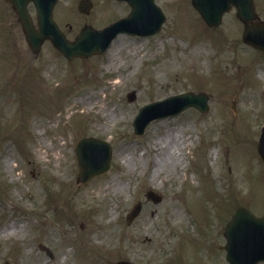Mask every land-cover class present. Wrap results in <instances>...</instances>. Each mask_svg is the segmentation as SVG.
I'll use <instances>...</instances> for the list:
<instances>
[{"label":"rangeland","instance_id":"1","mask_svg":"<svg viewBox=\"0 0 264 264\" xmlns=\"http://www.w3.org/2000/svg\"><path fill=\"white\" fill-rule=\"evenodd\" d=\"M77 1L54 7L69 38L85 22L102 26L128 11L123 2L92 0L86 14ZM155 1L165 14L157 33L119 34L105 52L68 60L49 41L34 56L0 0V264H228L225 219L239 204L264 211L256 151L264 53L240 40L234 9L210 28L190 0ZM254 2L264 20V0ZM184 90L204 91L208 110L189 107L134 134L140 105ZM83 135L107 140L113 151L104 174L78 183L74 145ZM150 187L160 202L145 200ZM137 200L141 212L127 224Z\"/></svg>","mask_w":264,"mask_h":264},{"label":"water","instance_id":"2","mask_svg":"<svg viewBox=\"0 0 264 264\" xmlns=\"http://www.w3.org/2000/svg\"><path fill=\"white\" fill-rule=\"evenodd\" d=\"M8 1L14 7L26 40L34 52H37L43 39L48 38L67 58L77 55L88 56L104 51L112 38L120 32L142 36L151 35L159 30L164 20V14L154 0H127L131 5L127 16L101 29L85 25L75 39L69 41L60 32L52 18V8L56 0ZM29 1L33 2L36 9L37 29L29 16L27 9ZM192 4L210 26L218 25L222 13L231 5L235 6L236 15L241 20H252L255 17L252 0H192ZM90 5L89 0H81L78 8L88 11ZM242 39L264 50V25L259 22L246 24ZM188 106H195L199 110L206 111V94L185 92L141 107L133 120L134 131L140 134L151 119L177 113ZM257 150L264 160V127L258 140ZM75 152L80 181H85L96 173L104 172L109 166L111 147L104 140L95 137L81 138L76 143ZM147 196L152 197L154 201L159 200V197L152 192H148ZM140 207V202L132 207L126 216L128 221L138 214ZM224 235L226 259L230 264H253L264 260V214L256 216L247 208L237 207L225 228ZM4 264L10 263L6 261ZM115 264L130 263L117 261Z\"/></svg>","mask_w":264,"mask_h":264},{"label":"bare ground","instance_id":"3","mask_svg":"<svg viewBox=\"0 0 264 264\" xmlns=\"http://www.w3.org/2000/svg\"><path fill=\"white\" fill-rule=\"evenodd\" d=\"M198 49H199V46L196 45V46L194 47V53L197 52ZM258 72L261 74V73L264 72V70L261 69V68H259ZM40 121H43L42 118H41ZM45 141H46L45 139H42V143H43V144L45 143ZM155 141H156V140H155ZM154 143H156V142H154ZM157 144L160 145L161 148H163V146L165 147L163 153H165V154H169V156H170L171 158H172L173 156H176V152H175V150L173 149V145H172L171 143H165V142L162 143V142H161V143H157ZM127 153H128V152H125V153L122 155V158H123V159L125 158V156L127 155ZM4 162H5V165H6V167L8 168V170L11 171L12 168H13V163L11 162L10 157H5V158H4ZM177 214H178V213H177ZM11 228H13V230L15 231V230L18 228V226H13V225H11ZM4 232H5L4 235H7V234H8V232H6V231H4Z\"/></svg>","mask_w":264,"mask_h":264}]
</instances>
